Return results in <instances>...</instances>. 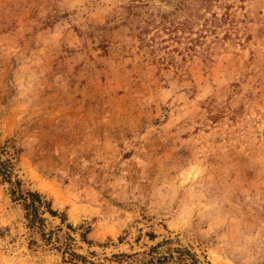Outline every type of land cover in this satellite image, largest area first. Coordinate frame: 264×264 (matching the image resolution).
Wrapping results in <instances>:
<instances>
[{"label":"rangeland","instance_id":"obj_1","mask_svg":"<svg viewBox=\"0 0 264 264\" xmlns=\"http://www.w3.org/2000/svg\"><path fill=\"white\" fill-rule=\"evenodd\" d=\"M127 2L0 0V264H264V0L182 71Z\"/></svg>","mask_w":264,"mask_h":264},{"label":"trees","instance_id":"obj_2","mask_svg":"<svg viewBox=\"0 0 264 264\" xmlns=\"http://www.w3.org/2000/svg\"><path fill=\"white\" fill-rule=\"evenodd\" d=\"M223 1L128 0L122 7V19L124 24L130 25L140 46L149 51L153 61L182 71L188 58L201 55L206 62L209 60L210 44L232 36L234 12L231 5ZM178 56H181L180 62ZM2 151L0 148V177L12 186L10 195L14 201L22 203L28 213V221L31 224L42 221L39 207L50 216H57L38 192L23 194L20 181L16 179L12 182L13 164L9 159L2 160ZM158 263L166 262L158 260Z\"/></svg>","mask_w":264,"mask_h":264}]
</instances>
